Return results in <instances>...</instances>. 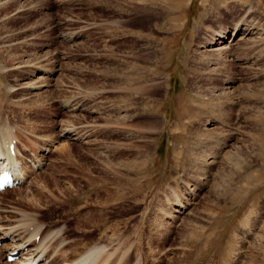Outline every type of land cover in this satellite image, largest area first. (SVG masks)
I'll use <instances>...</instances> for the list:
<instances>
[{"label":"rangeland","instance_id":"obj_1","mask_svg":"<svg viewBox=\"0 0 264 264\" xmlns=\"http://www.w3.org/2000/svg\"><path fill=\"white\" fill-rule=\"evenodd\" d=\"M2 125L0 264L19 210L46 252L264 264V0H0Z\"/></svg>","mask_w":264,"mask_h":264},{"label":"bare ground","instance_id":"obj_2","mask_svg":"<svg viewBox=\"0 0 264 264\" xmlns=\"http://www.w3.org/2000/svg\"><path fill=\"white\" fill-rule=\"evenodd\" d=\"M222 38H226L225 34L220 33L215 38L216 41L212 42L214 44H217L216 46L214 45L215 49L223 48V46L220 45ZM10 135L12 137H15V134L11 133L9 126H5V125L0 126V174L3 172H8L9 176H10V180H11L10 183H14V182H18V181L21 182V177H23V171L24 170L19 165L20 161H19V156H18L19 153L17 151L18 149L16 147L17 144H15L13 146V154L9 153L7 151V148H6V144L8 142V138ZM16 137H17V135H16ZM40 158H41V156L35 157V159L32 160V163H34L35 160H37V161H38V159L40 160ZM111 196H112V194H111ZM25 198L26 197L24 195L20 194L19 197H17V201L21 202L23 199L25 200ZM102 206H104V204ZM14 209L17 210V208H14ZM19 211H20L19 212L20 217H21L23 222L29 223V221H27V220H31L33 223L26 224V228H25V223L20 224V225L24 224V226H22L24 228L23 229V238H22V235L19 237L21 240H19V238L16 236L17 235L19 236V234L22 231H18V229H12L15 226L10 228L11 230L9 229V231H8L11 239H17L18 238V240H16V241L15 240L11 241V246H10V250H9L10 252H15V254L18 252L20 253L19 260H16V264H32V263H34V264H114V262H116L115 261L116 258H113V257L111 258L112 252H109V253L105 252L106 254L102 253V251H103L102 247L99 246L97 243L92 244L87 249H83L82 251L80 250L81 252L69 254V251L61 249L63 247H67V246L69 247L70 246L69 242H66L63 245H61V247H59L58 249H54V250L52 249V251H50V249H49L48 252H51V254H53V255L52 256L49 255L50 257L49 256L46 257V254L48 253V252H46V248H49V246L52 245L53 242L57 241L60 238V236H56L57 235L56 233H55V235L52 233L50 238H48L49 235L46 236V233H45L46 231H44V229H39L40 227L38 228V226H36L38 218L35 215L30 214L29 212L24 211V210H22V211L19 210ZM29 225H33L31 230L28 229ZM38 225H40V224H38ZM47 234H49V233L47 232ZM36 235H39L37 242L34 241V237ZM189 237L190 236H188V238H187L188 241H189ZM46 238H48V241L49 240L51 241V239H52V241L46 242L44 240ZM43 241H45L46 244H44L42 246L41 244ZM56 253H57V255H55ZM124 253L120 257L121 260H118L115 264H128V259H129L128 254L124 255ZM6 254H8V252ZM6 254H5V257H6ZM42 260H43V262H41Z\"/></svg>","mask_w":264,"mask_h":264}]
</instances>
